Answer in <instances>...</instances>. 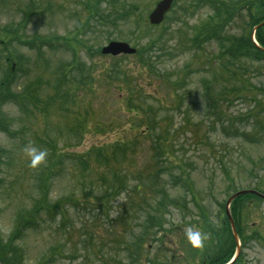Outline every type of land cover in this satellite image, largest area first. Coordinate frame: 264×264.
I'll list each match as a JSON object with an SVG mask.
<instances>
[{
	"label": "rangeland",
	"instance_id": "1",
	"mask_svg": "<svg viewBox=\"0 0 264 264\" xmlns=\"http://www.w3.org/2000/svg\"><path fill=\"white\" fill-rule=\"evenodd\" d=\"M96 1L87 6L109 13L108 0ZM159 1L118 0L115 16H129L105 26L87 20L84 0H0L2 27L12 21L16 27L25 5L36 6L27 14L26 41L45 45L41 58L37 50L13 48L19 69L12 91L34 82L41 101L4 108L14 124L11 136L0 134L10 153L0 175V237L6 241L19 215L36 202L62 201L22 236L25 264H195V249L181 240L185 227L199 228L205 216L217 230L223 220L224 233L234 230L240 245L234 264H264V200L243 194L226 207L238 192L264 190V106L255 103L264 101V61L243 59L235 69L247 80L241 84L231 75L234 65L220 56L222 45L251 27L239 15L223 26L229 40L205 37L208 24L221 26L214 17L218 6L235 7L240 0H174L164 22L149 28ZM66 39L74 49L64 46ZM112 41L138 54H99ZM59 79L67 82L58 86ZM242 85L244 93L253 86L250 95L236 97L233 89ZM29 142L48 152L37 168L28 166L22 151ZM121 171L117 193L112 182ZM130 173L141 180L138 191ZM83 196L92 204L69 201ZM60 212H68L63 222ZM145 221L159 224L144 235ZM137 234L144 237L135 256L134 246L126 245Z\"/></svg>",
	"mask_w": 264,
	"mask_h": 264
},
{
	"label": "trees",
	"instance_id": "2",
	"mask_svg": "<svg viewBox=\"0 0 264 264\" xmlns=\"http://www.w3.org/2000/svg\"><path fill=\"white\" fill-rule=\"evenodd\" d=\"M4 4H5V0ZM53 0H50V2ZM99 1V2H98ZM96 1V4L99 5V3H103L106 0H98ZM111 4L109 7V13H103L101 8L98 10V8H95V6H87V0H84V14L87 17V20L95 19L96 21H101V23H104V25H110L111 23H118L121 20H124L125 17L129 16V12L127 14L125 13L124 16H115L117 13V1L114 0H108ZM34 3L35 0H34ZM100 6V5H99ZM4 7V6H3ZM36 6L34 5H25L21 12V18L20 22L17 24L16 27L13 26L14 21L11 23H8L6 26L0 25V134H6L8 136H11L10 131L12 130V126L14 124V120H12L6 111L4 110L5 106L7 104H17L20 106H23L27 108L28 104H33L34 106L41 101V90L40 87H37L36 84L30 83V85L26 86L24 90H22L20 93H15L12 91V81L15 79V74L18 71L19 64L15 61V58L13 56L14 52L16 51L14 48L15 44H18L20 46L27 47L31 50H37V56L38 57H44L43 56V49L41 47H45L44 43L41 42H35V41H26L27 34L25 33L27 25L26 23H29L30 16L27 14H30L33 9H35ZM3 10V8H2ZM52 11V8H51ZM2 13L0 9V14ZM216 18H218V22L221 25L220 28L217 26H214L213 24H208L206 26L207 32L205 30V35L202 33L205 37H211L215 35H219L221 38H224L226 40H229L228 36L224 35V27L225 23L227 21H230L228 19H231L232 21L234 18L238 17L240 15L242 20H246V23H248V26L251 27V31L246 34H241L237 36H233L228 42L227 46H221L224 48V52L220 53L221 59L227 58V61L230 64L234 65V70L237 68L238 64L244 59V60H251V62H260L264 61V26L259 27L257 31L255 32V39L258 43V46L253 41V30L258 25L262 24L264 22V0H240L236 3L235 7L232 6V3L230 2L228 6L219 5L217 10L215 11ZM244 14V15H243ZM223 19H225L223 21ZM149 28H151V25H148ZM224 26V27H223ZM155 28V27H154ZM201 34L196 35L194 37V43L199 44L201 40ZM65 47H71L74 49L73 46H71L70 40H65ZM151 41V40H150ZM151 48H153V52L157 51V43L150 42ZM52 44V43H51ZM51 44H48L47 47L53 48ZM149 46V45H148ZM55 49V48H54ZM148 51L150 49L147 47ZM101 52H99L100 54ZM142 53V52H141ZM138 54V52H137ZM75 55V54H74ZM135 57V56H134ZM18 59V58H17ZM237 60V61H236ZM232 62V63H231ZM17 64L16 70L13 72V64ZM235 79L236 82H239L241 84L246 83L247 80L239 79L238 78V71H234V74H231ZM164 79V77L162 78ZM222 81L224 78H220ZM67 81L59 79L58 80V86H62ZM41 84V83H39ZM253 86L248 89L246 93H244L243 85L240 87L235 86L233 89V93L236 97H247L250 95V91ZM254 89L258 91L260 88H257L254 86ZM221 94L218 95L217 99L221 100L223 99V96L225 94V89H223ZM259 94L257 93V96ZM227 96V94L225 95ZM219 102V101H218ZM256 107L257 109H260L264 106L263 100H256ZM217 105L215 107V111L222 112V108L219 106L217 102L214 103ZM211 106V105H210ZM218 121L221 122V118H218ZM222 127L224 129V123H222ZM228 127V126H227ZM259 128L260 132L264 133V121H259ZM227 129V128H226ZM17 135L21 133V131L16 132ZM264 138V135H262ZM125 145V144H124ZM120 149H115L114 151L117 152ZM114 151L112 153H114ZM9 151L2 145H0V175L3 171V166L8 164L7 161H9ZM88 154L82 155L83 158H88ZM106 156V155H105ZM102 157L104 159V162L108 161L107 156ZM116 156V155H115ZM143 160H147V158L144 156ZM100 163V160H99ZM78 164L86 169H88L85 165L82 164L81 161L78 160ZM89 170V169H88ZM93 170V168L90 169V171ZM124 174L123 171L121 173H118L116 176V179L114 183L112 182L113 187L116 189V192H120L119 188L120 186H117L115 184L116 180L120 181L122 179V175ZM130 175H132L130 173ZM133 176V175H132ZM133 178L136 181L135 191H138L140 187L141 180L135 176ZM121 182V181H120ZM264 182V180H263ZM3 179L0 177V197L3 192ZM123 187L125 184H123ZM259 191H262L264 193V190L258 189ZM93 196V194H92ZM246 196L240 197L238 200L239 202H243V200ZM256 199H261L258 197L248 196ZM84 199V200H83ZM83 199H77L74 200L73 197L69 201H75L76 204H80L82 201H84L86 204H92L90 199H85L83 196ZM103 200V199H102ZM61 202L56 203L55 205H51L49 201H38L33 206V208L28 211L21 213L18 217V221L10 233L9 238L4 241L0 237V264H25L24 260V249L21 247L22 244L20 243L22 240V236H26L28 231L32 229L33 226H37L35 224H39L40 215L43 212H50L54 209H61ZM160 208V207H159ZM61 213V219L62 222L64 218H66L65 215H67L68 212L63 214ZM206 220L200 222V229L203 233H207V240L204 241L203 246L201 248H194L195 253L191 257L194 258L195 255H198V259H201L202 261L208 260L209 263L203 262V264H224L225 262L229 261L231 257L234 255L236 250V242L230 233H224L227 229H224L223 226H226V221L223 220L222 222V228L220 230L215 229L216 227L211 224L207 217L205 216ZM156 218L154 216H149L148 221L154 222ZM147 221V220H146ZM144 223V235H146L149 232V227L152 225H156V223L152 224L151 222ZM45 223V221H44ZM159 222H157V225ZM156 225V227H157ZM224 229V230H223ZM148 230V232H147ZM144 235H140L138 237V234L134 237V240L130 244L126 246H134L133 251L136 256V252L139 251V241L143 240ZM226 236V237H225ZM182 246H191L186 239L181 240ZM214 246V247H210ZM218 246V247H217ZM190 248H193L192 246ZM210 248V249H209ZM129 249V248H128ZM191 250L188 249V252ZM131 259V256L128 258Z\"/></svg>",
	"mask_w": 264,
	"mask_h": 264
},
{
	"label": "water",
	"instance_id": "3",
	"mask_svg": "<svg viewBox=\"0 0 264 264\" xmlns=\"http://www.w3.org/2000/svg\"><path fill=\"white\" fill-rule=\"evenodd\" d=\"M173 1L174 0H160L149 15V23L154 26L160 25L164 21L166 14L171 10ZM262 25L264 26V23ZM101 52L103 55H110L116 57L119 55H134L136 53V49L131 47L128 43L112 41L108 45L104 46ZM243 194H253L264 199V194H261L254 190H243L241 192H238L235 196H232L229 199L227 206L235 197ZM233 233L237 242L238 240L234 230ZM239 253H240V247L238 244L236 255H238Z\"/></svg>",
	"mask_w": 264,
	"mask_h": 264
},
{
	"label": "clouds",
	"instance_id": "4",
	"mask_svg": "<svg viewBox=\"0 0 264 264\" xmlns=\"http://www.w3.org/2000/svg\"><path fill=\"white\" fill-rule=\"evenodd\" d=\"M23 153L27 157L28 166L31 168H37L46 161L48 152L44 148H39L32 142L24 145L22 149ZM184 236L186 241L193 248H201L205 240H207V233H203L200 229L194 228L191 225L185 227Z\"/></svg>",
	"mask_w": 264,
	"mask_h": 264
}]
</instances>
